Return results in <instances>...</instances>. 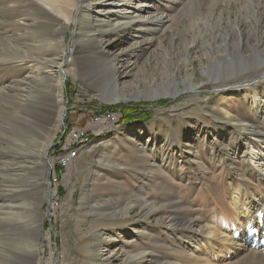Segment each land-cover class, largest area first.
I'll list each match as a JSON object with an SVG mask.
<instances>
[{
    "label": "rangeland",
    "instance_id": "1",
    "mask_svg": "<svg viewBox=\"0 0 264 264\" xmlns=\"http://www.w3.org/2000/svg\"><path fill=\"white\" fill-rule=\"evenodd\" d=\"M191 1L194 0H159L157 2L158 9H161H159V13L168 15L171 20L163 27L164 30L162 29V32L156 34V36L157 39L159 36L162 37L166 45H168L167 42L173 34V36L180 37V39L186 37L191 61L189 71L192 74L188 76L190 77L189 81L194 82L199 87V91L196 93L189 90V92H184L173 98L164 97L152 100L149 97L140 100L107 101V92L112 87L113 90H118V88L115 89V80L110 75L108 66L137 60L141 62V68L145 59L149 58V67L154 68L152 72L149 71L151 74L144 75L141 69L133 70L130 76L127 77L125 85L122 86L123 88L126 87L127 91L137 94L139 92L136 89L138 83L144 92L149 95L148 93L151 91L148 87L154 77L158 78L161 88L168 86H163L169 78V72L164 66L166 59H163L166 56L162 54L163 51L159 48V39H156L157 42H154L155 44L151 46V49H147L146 53L143 54H139L140 49H136L135 45L132 48L131 46L135 42H131L126 44L127 47L130 46L126 53L116 56L109 65L108 62L102 60L98 51V38L94 36L92 31L93 25L89 24L87 20L81 26L74 21L64 35L61 36L60 42L62 43L61 47H58L59 50L54 47L56 50L52 52L53 55L61 54L62 51L65 52L64 54L69 61V67H64L69 71V75L65 79L62 89L64 92L61 103L64 107L63 114L59 115L61 104L59 107L55 105L54 98L57 92L55 82L43 81L38 83L35 78L25 79L26 71H23L20 66L16 64L0 65V87L5 89L9 85L12 86L8 91V96H0V264H37L30 249L31 245L37 243V241L39 264H95L85 258L83 241L91 233L93 222L98 220L101 221L100 225L107 220L104 223L105 225L102 226L106 228L107 235H111L114 230L122 229L128 232L135 227V233H133L135 238L130 240L127 250L138 253L145 248V251L141 253H144L146 259H152L153 264H162V262L165 264L166 261L170 262L168 264H231L237 261L228 260V247L231 246L227 243L222 246L216 244L217 246L209 247L200 244L201 249L196 248L193 256L178 252L181 251L179 246L189 243L194 235L193 232H187V229L184 228L185 217L190 218L193 214V210L188 212L186 206L199 207L200 209L206 207L205 215H208V206L214 207L215 212L209 214L207 218L209 224L212 223L213 219H216L217 223L222 224L220 229L233 224L232 231L239 233L241 230L237 221L234 220L233 207L227 199L228 183L226 181L229 172L227 171L226 174L220 175L218 179H214V174L220 171L217 163L219 157L211 158V155L215 153L210 151L208 144L206 148L201 144L200 152L197 154L198 157L196 159L191 158L192 160L189 163L185 162L183 169L179 170L177 164H175V168L173 167V159L162 163L159 157L160 152L157 153V151L160 148L169 151L170 148H174L178 137L174 136L175 129L183 126L182 132L190 130L193 127L189 123L191 120H200L206 123L207 127L216 128L214 122L209 123L208 120L203 119L205 114L200 109L204 108L206 104L200 107L197 105L198 102L204 103L206 100L212 102L220 96L215 83L203 73L202 68L206 59L203 62L200 56L208 55L213 50L212 48L216 49L215 47L220 49L227 47L231 53L243 54L242 56L245 58L234 57L230 59L227 64L228 68L226 70L219 69L216 77L223 79L231 78L226 76L233 75L234 78L239 77L236 82L231 81L234 85L246 82V85H250L254 79L264 77V66L260 68L261 62L264 61L262 59V57L264 58V40L260 41L252 33H247L245 30L243 33L244 43H241L242 39L239 38V35L233 33L235 22L224 23L220 20L219 24L212 14V9L215 3H218V6L221 7L223 0H199L201 3H206L202 5L195 0V6L194 2ZM238 1L237 5L239 6L235 5L233 11L237 12L241 7L244 9L247 4L251 3V0ZM254 1L257 2V5L259 3L263 5L259 7V14L264 25V0ZM244 12H246V9H244ZM7 14L6 9L0 6L1 18H4L3 16ZM209 14H212V19ZM246 19L248 20L246 21ZM250 19L251 14L249 15L247 11L244 19L246 23H244L249 24ZM5 26L3 27L6 29L11 27L7 24ZM90 29L92 30L90 31ZM87 30L88 32H86ZM203 31V35L200 36V32ZM123 33H129V31H123ZM10 34V38H13L12 35L15 37L19 33L10 30L8 33L6 31L5 36L9 37ZM216 35L219 37H216ZM122 36L120 35V37ZM192 37L194 38L191 39ZM196 38L197 41H194V44L193 40H196ZM123 39L124 37L121 41ZM203 41L204 43H202ZM176 48V53L178 50L177 55H179L176 62L179 61L180 67L184 70V66L180 62L185 57L186 49L180 46H176ZM151 53L152 55H150ZM32 55H35V53ZM54 58L58 59L52 57V59ZM169 67L172 68L171 65ZM188 76L181 74L179 79L184 80ZM22 85L24 86L22 87ZM226 85L230 86V89H236L230 84ZM171 86L170 89H172ZM159 100L169 101L173 105L160 108L152 106L150 108L154 113L152 119L141 124L106 125L105 123H97L91 125L79 116L82 114L81 108L84 105L98 106L102 110L115 107L114 110L119 114V112H122L121 106H124V104H154ZM238 112H245L242 105L237 107L235 114ZM100 115L103 114L97 116ZM61 116L63 117L62 124L59 123ZM263 116L260 117L262 122L258 126L264 129ZM33 117H37L38 120L35 122ZM40 117L44 119L39 122ZM222 120L216 121L222 124ZM70 125L71 127H69ZM80 126L86 127L90 131V141L87 145L81 144L79 156L66 171H63L65 174L58 182L53 171L57 160L51 155V151L59 142V138L64 140L71 129ZM123 135L124 137H122ZM177 135L181 134L177 133ZM148 136L154 137L157 144L152 154L140 153L141 148H139L140 142L138 140L140 141L143 138L145 142L150 138ZM209 141H211L210 138ZM64 142L62 141V144ZM236 143L237 141L234 142V144ZM45 146H48V148L47 157H44V159L40 154ZM227 151H229L227 157L232 156V149L229 148ZM184 155L195 156L196 154L184 153ZM196 160L201 161L203 164L199 166ZM232 160V157H230L228 162L231 167ZM158 164L163 167L169 166L170 169L173 167L174 172L171 173L173 177L170 176L171 178L169 177L167 180L166 177L161 175H151L152 168L158 166ZM18 166L29 169L22 174L14 171ZM213 167L217 170L214 171ZM97 170L101 171L102 174L93 181ZM202 178L205 184L211 182V180L219 184L215 188L206 189L202 186ZM90 180L93 182H90ZM162 183L172 188L175 187V184L178 187L183 184L185 189L178 194L183 196L182 202L184 204L186 202V204L173 201L167 203L168 198L170 196L174 197V195L170 190L163 194L159 188ZM250 185L253 186L254 183L252 182ZM62 187L66 192L61 199L59 189ZM257 189L264 195L260 185L257 186ZM161 196L162 198L165 197L163 201ZM137 198L139 199L137 200ZM97 199L103 202V207L106 210L104 211L106 215L103 218L93 212V206ZM166 205L168 207L173 205V207L169 209ZM120 206L122 209L124 208L123 211L131 208L133 210L132 216L136 217H132V220L130 217H117L118 219L113 217V219L109 213L115 212V209L112 208H116V211L122 210ZM183 206H185V210L182 209ZM146 207L148 209L152 208V212L155 210L153 214L158 216V221L150 222L149 216L144 215L146 211L144 208ZM48 211L50 212V219ZM172 215L177 217V221L175 220L173 224L175 227L173 230L176 234L172 230H167L165 220H163L166 217L172 218ZM213 215L216 217L213 218ZM106 217L109 219H106ZM131 221L138 223L130 225ZM40 222H42L40 232L30 230L31 224L36 226ZM263 229L264 227L260 231ZM261 235L262 240L259 247L264 250L262 246L264 245V235ZM231 237L232 235L228 238L231 239ZM257 252L258 250L255 251V253ZM246 256V259L241 261L242 264H248L256 259L255 255L250 256L247 254Z\"/></svg>",
    "mask_w": 264,
    "mask_h": 264
},
{
    "label": "bare ground",
    "instance_id": "2",
    "mask_svg": "<svg viewBox=\"0 0 264 264\" xmlns=\"http://www.w3.org/2000/svg\"><path fill=\"white\" fill-rule=\"evenodd\" d=\"M158 1L159 0H0V6L4 7L8 12L7 15L3 16L4 18H1L0 16V65L16 64L20 66L23 71H26L25 79L35 78L36 82L38 83L43 81L55 82L57 92L54 101L55 105L59 107L64 97V92L62 90L64 81L69 75V71L67 68L64 69V67H69V61L66 58L67 56L64 54L65 52L62 51L61 54L56 52L57 54L54 55L52 52L53 50H56L54 47H61V36L64 35L65 31L68 30L70 25L74 21L75 23L77 22L79 26H81L85 20H87L89 24L91 23V25H93V30L90 29V31L92 30L94 32V36L98 38V51L101 54L102 60L104 62H108L110 65L116 56L126 53L127 49L130 47H127L126 44L135 42L131 47L133 48L135 45L136 49H140L139 54H143L146 53L147 49H151V46L155 44L154 42H157L156 34L161 33L163 27L171 20L168 15L161 12L159 13L160 8L158 9L157 7ZM199 2L201 3V1ZM238 2V0H223L221 7L218 6V3H215L213 9L211 8L213 10V16L216 17L218 23L220 20L224 23L235 22L233 33L239 35V38L242 39L241 43H244L243 33L245 30L247 33H252L253 36L257 37L260 41H263L264 25L259 14V7L263 6L262 3L257 5V2L251 0V3L244 7L246 12H244V9H242L240 6L241 8L237 11L238 14H236L237 12L233 10L235 9V5L239 6L237 5ZM203 3L205 2H202L201 5ZM247 11L249 15L251 14V19L249 20V24L246 25L245 23L248 19H246V21L244 19L246 18ZM211 15L209 17H211ZM5 24H7L9 27L11 25V27L6 29L4 28L6 27ZM10 30L11 32H18L19 34H17L15 37L12 35L13 38H10L12 34L11 33L9 37H6V31L8 33ZM123 31H129V33H123ZM86 32H88V30ZM203 33L204 31L200 32L199 35L202 36ZM120 35L123 36L120 37ZM173 35H171V38H169L170 40L167 42L168 45H166V42L162 39V37H158L160 40L158 43L159 48L163 51L162 54H165L164 56H166H163V59H166L164 66H166L165 69L167 72H169V78L163 85H168L167 87L161 88V85L158 83V78L154 77L150 82V86L148 87V89L151 91L148 93L149 95L144 92V90L141 88V85L138 83V87L136 89H138L139 92L137 94L127 91L128 89L126 87L123 88L122 86L125 85L127 82V77L130 76L133 70L141 69V71L144 72V75L154 70V68L149 67V58H146L145 61L143 60L144 64L141 68V62H138L137 60H130L118 65L112 64L111 66H108L109 73L115 80V89L118 88V90H113V87L110 86L112 89L107 92L106 100L116 102L120 100L148 99L149 97L152 100H157L158 98L164 97L173 98L184 92H189V90L195 91V93L199 91V87H197L194 82L189 81L190 77L188 75L191 76L192 74H190L189 71V65L191 64V61L190 55L188 54V40H185L186 37L185 39H180V37H175ZM217 36L218 35H216V37ZM123 37L124 39L121 41ZM193 38L194 37L191 39ZM194 41H197V38L196 40H193V43L195 44ZM202 43H204V41ZM176 46L184 47L186 49L185 57L180 62L184 66V70L180 67L179 61L178 63L176 62L177 56H179L177 55L178 50L176 53ZM215 48V50L212 48L213 50L209 52L210 56L209 54H204L201 55L200 58L203 62L204 59H206V62L203 64L202 71L209 77L211 81L215 83L220 96L218 99L214 100L215 102L206 100L204 103L198 102L197 105L200 107L201 105L206 104L204 108L200 109L205 114V118L203 119L208 120L209 123L214 122L216 128L207 127L206 123H203L200 120H191L189 123L193 127L190 130H184L182 132L183 126L175 129L176 132L174 131V136L178 137L176 139L174 148H170V151L165 150V148H160L157 153L160 152L159 157L162 163L173 159V167L175 164H177L179 170H182L185 162L189 163L190 160H192L191 158L196 159L198 157L197 154L200 152L199 149H201V144H203L205 148L208 144L210 151L215 153L211 155V158L219 157L217 159V163L219 164L220 168L218 169L220 171L214 174V179H218L220 175L222 176L223 174H226L227 171L230 173L227 174L228 180L226 181V183H228L227 199L230 201L233 207L232 215L234 216V220L237 221L239 229L241 230L239 233L232 231L233 224L220 229L222 224L217 223L216 219H213L211 221L212 223L209 224L207 218L209 214H213V212H215L214 207L208 206V215H205L204 211L206 210V207L200 209L199 207L193 208L186 206L188 212L193 210V214L190 218L185 217L184 228L187 229V232H193L194 235L192 236L189 243L181 247L179 246L181 251L178 252L180 254L186 253L188 254L187 256H193L196 252V248H198L200 244L209 247L217 246L216 244H220V246H222L227 243L231 246L228 247V260H237L231 264H242L243 262L241 263V261L246 259L247 254L250 256H256V259L250 261L248 264H264V250H261L259 247V243L262 240L261 234L264 235V229L260 231L262 227H264V195L260 193V190L257 189V186L260 185L262 188L261 190L264 191V129L258 126V124L262 122L260 117L264 115V77L262 79H254L250 85H246L247 82L234 85L233 82L239 80V77L234 78L235 76L233 77V75L226 76L231 78L223 79L221 77H216L219 69L226 70L228 68L227 64L230 59L244 56H242L243 54L237 52L231 53L227 47L224 49L217 47ZM30 52H32V54L35 53V55L30 54ZM180 53L182 52L180 51ZM150 55H152V53ZM52 57H56L58 59H52ZM262 59L264 58L262 57ZM261 63L262 64L260 65V68L264 66V61ZM170 65L172 68L169 67ZM181 74H186L188 77L184 80H180L179 76ZM226 84H230L236 89H230V86ZM180 85H182L183 88L180 87ZM23 86L24 85H22V87ZM170 86L172 89L169 88ZM11 87L10 85L5 89H2L4 87H0V96H8V91L11 89ZM239 105L244 107L245 112H238L235 114V110ZM60 108L61 111L59 112V115L61 113L63 114L64 107L62 104L60 105ZM43 119L44 118L40 117L39 122ZM62 119L63 117L61 116L59 121L60 124H62ZM33 120L36 122L38 118L33 117ZM216 120H222L223 123L221 124ZM80 130L85 129L79 127L71 129L66 136V139L77 138ZM177 133L181 135H177ZM122 137H124V135ZM148 137L150 138H148L145 142L143 141V138L140 141L138 140V142H140L139 148H141L140 153L152 154L157 141L152 136ZM209 138L211 141L208 142ZM89 141V135L87 137H83L82 139H78L77 146H72V153H76V155L79 156L78 153L81 144L87 145ZM235 141H237L236 144H234ZM47 148L48 146H45L41 150L40 155H42L43 158L47 157ZM229 148L233 151L232 156H230L233 159L232 167L228 163L230 161V157H227L229 152L227 150H229ZM180 153L181 155H179ZM184 153L189 155L193 153L196 155L186 156ZM196 162L199 166L203 164L198 160H196ZM56 166L59 168L60 173H62L63 171H66L70 165H67L66 168V164H62L61 158L57 159ZM173 167L170 169L169 166L163 167L162 165L159 166L158 164V166H154L152 168L150 174L157 176L161 175L166 177L168 180V178L171 176V173L174 172L175 167ZM28 169L29 168H25L24 166H18L14 171L24 174L28 171ZM213 169L214 171L217 170L215 167H213ZM101 174V171L97 170L95 172L93 181L100 177ZM93 181L90 180V182ZM252 182L254 183L253 186L250 185ZM202 184V186L207 189L215 188L219 183L211 180V182L205 184L203 180ZM159 188L163 194L170 190L174 195V197L170 196L171 198L169 197L168 201L166 200L167 203H171L172 201L180 203L184 199L183 196H179L178 194L180 191L185 189L183 184L180 187L175 184V187L172 188L169 185H164L162 183L160 184ZM164 198L165 197L162 198L161 196L162 201ZM138 199L139 198H137V200ZM95 202L96 203L93 206L94 214L98 215L100 218L105 217L106 214L104 211L106 210L103 207V202H100L98 199ZM182 203L184 204V202ZM172 207L170 205L168 208L170 209ZM184 207L185 206H183L182 209H184ZM112 209H115V212L112 211L111 214L109 213L112 218L114 217L115 219H118L117 217H130L132 220L134 217H136L132 216L133 210L131 208L126 209L125 211H123L124 208H121L122 210L119 211H116V208ZM144 210H146L144 215L146 217L149 216L150 222L159 220L158 216L153 214L155 210L152 212L153 209H148L147 207L144 208ZM152 216L154 219H152ZM171 217L172 218H163V220H165V227L167 230H172V232L175 233L173 230L175 228L173 224L177 217L174 215ZM215 217L216 216L213 218ZM106 219L109 218L106 217ZM100 222L101 221L99 220L93 222L91 233L87 235L83 241L85 258L88 261L94 262L95 264L154 263L152 259H146L144 253H141L142 251H145V248L138 253L127 250L128 243L131 242L130 240L135 238L133 236V233H135L134 229H136L135 227L134 229L131 228L128 232L121 229L114 230L111 235H107L106 228L102 227L105 222H103L101 225ZM136 223L131 221L130 225ZM41 224L42 222H40V224H36V226L31 224L30 230H33V232L37 231V233L40 232ZM166 234L167 233L165 232V235ZM230 235H232L231 239L228 238ZM262 246L264 247V245ZM30 249L35 256L36 263L39 264L40 257L38 252V241L37 243L32 244ZM200 249L201 248L199 247V250ZM257 250L258 252L255 253ZM147 257L150 258L149 255H147ZM158 257L160 258V256ZM140 258H143L144 260ZM168 263L170 262L166 261L165 264Z\"/></svg>",
    "mask_w": 264,
    "mask_h": 264
},
{
    "label": "trees",
    "instance_id": "3",
    "mask_svg": "<svg viewBox=\"0 0 264 264\" xmlns=\"http://www.w3.org/2000/svg\"><path fill=\"white\" fill-rule=\"evenodd\" d=\"M172 105L173 104H171L169 101H160V100L154 104H148V103H140V104H135V105L124 104V106L123 105L121 106L122 112H119V114H117L116 111L114 110L115 107L113 108L108 107L102 110L101 108L99 109L98 106H94V105L85 106L84 105L81 108L82 114H80L79 116L82 117V120H85V122L90 123L91 125L97 124V123H100V124L105 123L106 125L108 124L125 125V124H130V123L141 124L143 122H148L150 121V119H152L153 114H154L152 109H150L152 106H156L160 108V107H170ZM108 113H111L114 116H116V119H115L116 122H113V123H110V122L108 123L105 121L96 122L94 120L95 116L99 114H108ZM69 127H71V125ZM79 128L85 129L88 132L89 138H91L90 131H88L86 127L80 126ZM62 141L64 140H61L59 138L60 143L58 142L51 151V155L54 156L55 160H57L59 154L61 153L60 149L62 146ZM53 171H54V177L57 176L56 179L58 180V182H60L62 175L59 171V168L57 166H54ZM65 192L66 191L65 189H63V187L59 189V196L61 197V199L64 196ZM48 226H49V223H48Z\"/></svg>",
    "mask_w": 264,
    "mask_h": 264
},
{
    "label": "built area",
    "instance_id": "4",
    "mask_svg": "<svg viewBox=\"0 0 264 264\" xmlns=\"http://www.w3.org/2000/svg\"><path fill=\"white\" fill-rule=\"evenodd\" d=\"M115 119H116V116H114L111 113L96 116L94 118L96 122L105 121L108 123L116 122ZM87 136H88V132L86 130H80L77 138L75 139H66L65 137L64 139L65 142L61 146V149H60L61 153L59 154L57 159L62 158V164H66V168H67V165H71L78 157L76 153H72V146H77V140L82 139L83 137H87ZM63 174L65 173L62 172L61 175Z\"/></svg>",
    "mask_w": 264,
    "mask_h": 264
},
{
    "label": "water",
    "instance_id": "5",
    "mask_svg": "<svg viewBox=\"0 0 264 264\" xmlns=\"http://www.w3.org/2000/svg\"><path fill=\"white\" fill-rule=\"evenodd\" d=\"M48 213H49V219H50V212L48 211Z\"/></svg>",
    "mask_w": 264,
    "mask_h": 264
}]
</instances>
